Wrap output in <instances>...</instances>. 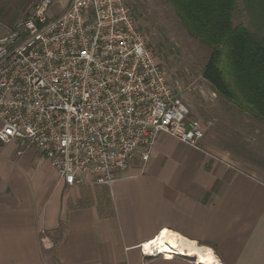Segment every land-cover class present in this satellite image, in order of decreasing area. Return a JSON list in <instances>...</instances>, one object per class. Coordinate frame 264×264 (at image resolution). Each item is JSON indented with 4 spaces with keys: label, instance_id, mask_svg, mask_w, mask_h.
<instances>
[{
    "label": "built area",
    "instance_id": "2783aa9c",
    "mask_svg": "<svg viewBox=\"0 0 264 264\" xmlns=\"http://www.w3.org/2000/svg\"><path fill=\"white\" fill-rule=\"evenodd\" d=\"M55 2L0 20V142L41 155L68 187L112 188L136 158L144 171L161 134L199 147L205 133L181 81L157 62L125 0H68L57 16Z\"/></svg>",
    "mask_w": 264,
    "mask_h": 264
},
{
    "label": "crops",
    "instance_id": "0c3cea01",
    "mask_svg": "<svg viewBox=\"0 0 264 264\" xmlns=\"http://www.w3.org/2000/svg\"><path fill=\"white\" fill-rule=\"evenodd\" d=\"M31 2L0 0V20L19 21ZM102 192L110 209L86 201ZM165 230L218 264H264V169L211 138L193 147L161 134L144 171L136 158L112 188L68 187L41 155L0 142V264H199L143 255Z\"/></svg>",
    "mask_w": 264,
    "mask_h": 264
},
{
    "label": "rangeland",
    "instance_id": "374dc122",
    "mask_svg": "<svg viewBox=\"0 0 264 264\" xmlns=\"http://www.w3.org/2000/svg\"><path fill=\"white\" fill-rule=\"evenodd\" d=\"M56 1L62 4L66 0ZM125 2L157 62L171 79L181 81L185 89L182 99L190 107L191 118L200 122L205 137L264 169V120L242 111L233 102L217 94L204 79L203 71L212 49L186 31L176 11L165 0ZM248 3L239 0L234 24L244 25L255 32L261 18ZM10 4L12 2L6 3ZM78 191L81 195L85 193L84 189ZM90 197L86 201H99L106 209H110L105 192L101 196Z\"/></svg>",
    "mask_w": 264,
    "mask_h": 264
},
{
    "label": "trees",
    "instance_id": "16d2710c",
    "mask_svg": "<svg viewBox=\"0 0 264 264\" xmlns=\"http://www.w3.org/2000/svg\"><path fill=\"white\" fill-rule=\"evenodd\" d=\"M165 1L186 31L212 49L204 79L217 94L264 120V0H246L261 18L255 32L234 24L239 0Z\"/></svg>",
    "mask_w": 264,
    "mask_h": 264
},
{
    "label": "bare ground",
    "instance_id": "6f19581e",
    "mask_svg": "<svg viewBox=\"0 0 264 264\" xmlns=\"http://www.w3.org/2000/svg\"><path fill=\"white\" fill-rule=\"evenodd\" d=\"M145 250L165 253L167 258L172 256L193 257L199 264H218L211 249L199 247L196 243L169 230L163 231L154 241L145 243Z\"/></svg>",
    "mask_w": 264,
    "mask_h": 264
}]
</instances>
